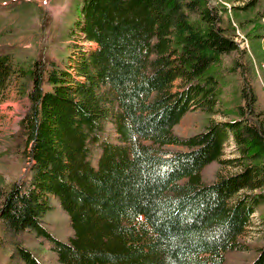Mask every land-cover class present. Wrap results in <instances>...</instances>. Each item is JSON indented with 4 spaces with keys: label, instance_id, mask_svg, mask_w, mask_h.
I'll return each instance as SVG.
<instances>
[{
    "label": "trees",
    "instance_id": "trees-1",
    "mask_svg": "<svg viewBox=\"0 0 264 264\" xmlns=\"http://www.w3.org/2000/svg\"><path fill=\"white\" fill-rule=\"evenodd\" d=\"M76 5L70 33L95 46L19 68L29 105L12 157L30 176L0 194L5 264H44L30 248L43 241L60 264H235L230 254L251 248L240 237L253 213L264 220V111L252 66L236 56L235 28L211 0ZM15 72L0 52V94ZM229 74L243 82V102L226 110L234 118L217 121ZM197 109L209 116L205 128L177 133ZM229 137L238 156L224 160ZM217 162L238 171L207 180ZM54 200L69 214V241L49 228ZM253 247L240 264H264V243Z\"/></svg>",
    "mask_w": 264,
    "mask_h": 264
},
{
    "label": "rangeland",
    "instance_id": "rangeland-1",
    "mask_svg": "<svg viewBox=\"0 0 264 264\" xmlns=\"http://www.w3.org/2000/svg\"><path fill=\"white\" fill-rule=\"evenodd\" d=\"M78 0H0V52L9 53L12 57L16 72L12 74L7 86L0 94V194L5 184L14 180L29 178L26 161L20 157H12V151L17 146V136L20 134V120L28 108V97L22 93V81L19 68L28 69L38 58L59 61L76 58L79 53L87 51L95 44L85 41L82 34L70 33L71 27L79 18L76 5ZM252 0H211V4L220 8L225 19L226 27L235 28L233 37L242 49L236 56L246 66H252L257 84L252 86L259 100V107L264 111V0L245 9ZM263 11V12H262ZM230 32V31H229ZM255 32L259 33L258 38ZM256 33V34H257ZM258 34V35H259ZM73 58L71 60H73ZM232 63V58L228 59ZM230 83L226 86L221 99L220 110L213 114L217 121L228 120L235 116L226 113L229 108L242 103L241 88L243 82L237 75L229 74ZM236 76V77H235ZM31 84H29L30 86ZM28 86V87H29ZM209 116L201 110L186 113L175 130L182 136H189L202 131ZM183 149L182 146H173ZM238 151L233 137H229L224 147L223 159L236 158ZM15 159V160H14ZM234 164L214 163L205 168L203 175L207 180H216L222 175L237 172ZM3 184V185H2ZM59 200H54L55 211L49 215V228L58 238L69 241L74 232L69 214L59 210ZM240 239L251 246L243 252L230 254V262L235 264L247 263L256 255V244L264 243V220L259 212L252 215L250 224ZM48 242H38L30 246L32 251L44 264H60L56 261L54 252L48 247ZM10 250L9 247H5ZM0 245V264L10 260V251L6 252Z\"/></svg>",
    "mask_w": 264,
    "mask_h": 264
}]
</instances>
